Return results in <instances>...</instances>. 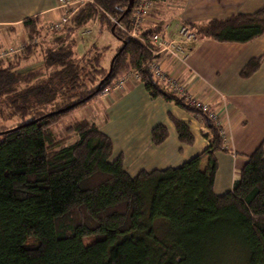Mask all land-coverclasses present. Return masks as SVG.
I'll list each match as a JSON object with an SVG mask.
<instances>
[{"label":"trees","instance_id":"obj_1","mask_svg":"<svg viewBox=\"0 0 264 264\" xmlns=\"http://www.w3.org/2000/svg\"><path fill=\"white\" fill-rule=\"evenodd\" d=\"M127 3L97 0L100 8L81 7L53 44H27L17 59L40 54L38 68L0 62V101L20 120L0 134V264H264L263 145L248 156L231 190L216 194L214 153L223 150L218 130L141 67L149 56L142 43L112 23L108 30L120 46L106 78L101 54L86 53L95 47L76 54L70 29L75 33L107 13L127 29L131 10L122 15ZM36 19L23 22L30 40L39 35ZM184 24L219 42L245 43L264 33V3L252 13ZM159 30L142 27L141 35L148 43L149 33ZM262 58L250 59L240 75L249 77ZM131 69L139 70L152 98L202 118L213 136L206 149L177 166L131 176L122 155L112 158L110 137L89 118L69 125L76 136L72 143L54 139L52 124ZM169 117L178 140L193 144L188 125ZM166 138L163 124L152 128L154 146ZM204 155L209 159L201 171ZM87 236L94 238L85 244Z\"/></svg>","mask_w":264,"mask_h":264},{"label":"crops","instance_id":"obj_2","mask_svg":"<svg viewBox=\"0 0 264 264\" xmlns=\"http://www.w3.org/2000/svg\"><path fill=\"white\" fill-rule=\"evenodd\" d=\"M56 3V0H0V52L12 47L17 50L14 55H18L30 41L23 22L30 18L41 19L42 25L54 21L61 14ZM263 3L264 0H153L142 27L157 26L160 32L175 37L176 24L205 23L236 13H252ZM45 35L48 37L49 31ZM260 55L263 58L259 67L249 77H242L240 71L245 64ZM161 66L178 76L188 95L210 104L220 115L226 139L223 150L214 153L217 171L213 190L216 194L231 190L248 156L260 144L264 150V33L245 43L219 42L200 36L191 47L186 64L164 56ZM84 107L87 112L90 107L93 110L90 117L82 118L94 121L110 137L112 158L122 155L124 168L131 176L141 170L177 166L209 145L210 136L201 117L173 102L152 98L144 84L133 76L120 91L109 97H95ZM170 115L188 125L193 144L178 140ZM157 124L167 128V138L154 146L151 130ZM208 159V155L201 158V171Z\"/></svg>","mask_w":264,"mask_h":264},{"label":"built area","instance_id":"obj_3","mask_svg":"<svg viewBox=\"0 0 264 264\" xmlns=\"http://www.w3.org/2000/svg\"><path fill=\"white\" fill-rule=\"evenodd\" d=\"M56 7L61 10L59 17L52 21L49 26V30H58L62 28L77 10L85 5H92L96 8H100L97 4V0H56ZM153 7V0H134L131 7V16L129 19V27L126 29L121 27L119 22L118 26L129 35L131 38L141 42L142 45L147 49L149 56L143 62L141 67L146 69L154 79L162 83L169 91L177 94L178 96L184 97L189 106L201 110L207 117L214 123L218 128V135L224 142L226 139V131L222 125L220 115L217 111L212 109L209 104L199 101L194 97L188 95L184 85L178 79V76L170 74L167 70L161 66V59L165 57L171 58L173 61L179 64H186L189 52L194 42L197 40L199 35L189 29L184 24H176L174 29L176 30L175 37L167 36L165 33L160 31H153L148 35V43L144 40L141 35V29L150 8ZM165 30L166 27H164ZM88 32V31H84ZM21 49V48H20ZM12 47L0 52V58H4L16 53ZM130 76L140 79V72L138 69H131L128 73L123 75L121 78L113 81L111 86L108 85L101 91L102 97H107L113 90L120 91L125 86ZM115 91V92H116Z\"/></svg>","mask_w":264,"mask_h":264},{"label":"rangeland","instance_id":"obj_4","mask_svg":"<svg viewBox=\"0 0 264 264\" xmlns=\"http://www.w3.org/2000/svg\"><path fill=\"white\" fill-rule=\"evenodd\" d=\"M169 4H170V7H171L172 2L170 1ZM151 9H152V7L150 8L149 12L151 11ZM36 20L39 23V24H36V27L39 30L37 34H39V35L33 37L31 40L29 39L30 41H29L28 46L34 45V44H40L41 42L44 41L43 40L44 37H46V41L43 43V46L42 47H47V46L53 44L52 41L54 40V38H56L58 36H65V31L64 32L61 31V28L58 29V30H52V31L49 30V26L52 23V21L50 23L48 21L45 25H42L41 24V22H42L41 19L37 18ZM110 23H111V27H109L110 26ZM112 23L114 25H116L117 24V20L111 14L107 13V14L103 15V17H101V16L98 17L97 16L95 19H92L89 22H86V24L80 26V28L77 29L75 33H72L73 32L72 31V28L69 31L71 33V35H74V37L76 39V44H75L76 54L79 55L81 53H84V51L86 52L89 48H92V47H95L97 50L96 51H95V49L88 50V52H86V53H87V55L89 57H93L95 55H98L99 56L101 54L100 61H101V66H102L101 69H102L103 75H104L103 78H106L107 75L110 73V71L112 69V64H113V62H112L111 66H110V61L113 58V57L111 58V55L113 54L114 50L117 47L120 46L119 41L111 33V31L108 30V28H109V29H111L113 31L114 25H112ZM120 25H121V27H123L122 24H120ZM184 25H186V24H184ZM156 27L157 26H155V28ZM47 31H49L48 37H47V35L44 36V34ZM84 31H88V32H84ZM200 36L201 35H199V37ZM199 37L194 42V44L197 43V41L199 40ZM16 47H18V46H16ZM102 47L104 49H102ZM103 50H105V53H104ZM17 56L18 55H14L13 54V55H10L9 57L7 56V57H4V58H0V62H2L5 65L6 63H10V62L16 63V61H17L18 63L21 62L20 64H22L23 66H25V67L27 66V68H29V67L30 68L36 67L37 65L38 66L36 68L40 67V62H41V60H40L41 59L40 54L35 55V57L30 58L26 62L25 61H21V60H23L22 58H18L17 59ZM129 71L130 70H128L126 72H123V74H120L118 76V78H116L114 81H116L117 79L121 78L123 75H125ZM99 78H102V75L98 74L96 76V79H99ZM137 79H139V78H137ZM110 86H111V83H110ZM115 91L116 90L111 91L110 92V95L113 92H115ZM102 92L103 91H101L98 94V96L102 95L103 94ZM104 100H106V99H104ZM3 101L5 102L4 99H2L0 101V134L2 132H4L7 128L12 127V126H15L18 122H20L19 117L12 115L11 114V110L8 107L5 106V104H4ZM104 102H106V101H104ZM91 106H92V104H91ZM209 106H210V104H209ZM87 109L86 108L85 109H82L81 107H76V108L72 109L69 113H67L66 115H64L61 118H59L56 121V123L52 124L51 125V129H52V132H53L54 137H55L54 139L56 141H59L60 143H63V144H70V143H72L76 139V136L71 131V129H70V131H68L67 128L69 127L70 124H73L75 121L82 119V116H84V115H87V116L91 115L92 114V110H93L92 107H90L89 112H87ZM195 109H197V108H195ZM81 110H82V112H81ZM197 110H199V109H197ZM199 111L201 113H203L201 110H199ZM195 114H197V113H195ZM98 120L100 122V117L98 118ZM206 129H207L206 130L207 131L206 133L210 136V139H209V142H210V140L212 139L213 136L211 134V131L207 127H206ZM217 130H218V128H217ZM93 238H94L93 236H87V237H85L83 239V241H84L85 244H87Z\"/></svg>","mask_w":264,"mask_h":264},{"label":"water","instance_id":"obj_5","mask_svg":"<svg viewBox=\"0 0 264 264\" xmlns=\"http://www.w3.org/2000/svg\"><path fill=\"white\" fill-rule=\"evenodd\" d=\"M133 2H134V0H128V3H127V5H126V7H125V9H124L122 15H124V14L130 12L131 7H132V5H133ZM117 22H119V21H117ZM113 60H114V57L111 59L110 66H111Z\"/></svg>","mask_w":264,"mask_h":264}]
</instances>
